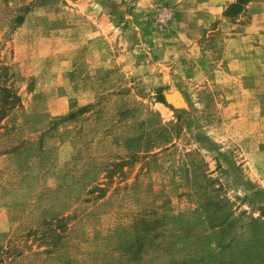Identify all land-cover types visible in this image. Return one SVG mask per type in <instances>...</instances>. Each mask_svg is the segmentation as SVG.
Segmentation results:
<instances>
[{"label":"rangeland","instance_id":"1","mask_svg":"<svg viewBox=\"0 0 264 264\" xmlns=\"http://www.w3.org/2000/svg\"><path fill=\"white\" fill-rule=\"evenodd\" d=\"M233 1L0 0L15 264H264V0Z\"/></svg>","mask_w":264,"mask_h":264},{"label":"trees","instance_id":"2","mask_svg":"<svg viewBox=\"0 0 264 264\" xmlns=\"http://www.w3.org/2000/svg\"><path fill=\"white\" fill-rule=\"evenodd\" d=\"M250 1L251 0H235L229 3L223 9L222 15L226 17L228 20L235 19L244 10L245 6ZM13 77H14V72L11 70L10 66L8 65L0 66V123L4 119V117H6L9 111L18 107L21 103L20 95L18 94L16 88L14 87ZM29 87H31V85ZM156 98L159 102H162L165 105L167 104L164 96L161 93H159ZM76 112L69 113L65 119L73 118ZM97 190L102 191V188L98 187ZM103 195H104L103 193H99L98 197H102ZM156 219H158L156 215L152 218V211H149V213L138 215V219L136 220V224H135L136 235H135V240L133 241L135 243L134 245L133 243H131L130 245H127L125 248H122V251L125 254L132 252L133 247H135V244L137 243H138L137 248L139 250L142 248L141 241L143 238L147 237V232L150 229L149 227L150 225L148 226L147 223H153L156 221ZM55 232H56L55 229L51 230L50 232L51 237H55L56 235H58ZM1 253H6L7 256L9 257L8 264H15L14 262L15 258L22 254L21 250H19L18 247L14 244H10L7 249H2V247L0 246V264H2V259H3Z\"/></svg>","mask_w":264,"mask_h":264}]
</instances>
